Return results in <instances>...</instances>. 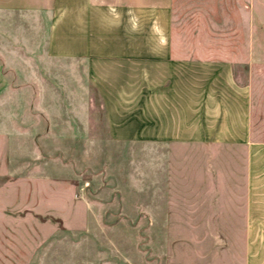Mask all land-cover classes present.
I'll return each mask as SVG.
<instances>
[{
  "label": "rangeland",
  "instance_id": "rangeland-1",
  "mask_svg": "<svg viewBox=\"0 0 264 264\" xmlns=\"http://www.w3.org/2000/svg\"><path fill=\"white\" fill-rule=\"evenodd\" d=\"M61 17L0 8V264H245V146L215 81L83 61ZM233 65L255 93L264 62Z\"/></svg>",
  "mask_w": 264,
  "mask_h": 264
},
{
  "label": "crops",
  "instance_id": "crops-1",
  "mask_svg": "<svg viewBox=\"0 0 264 264\" xmlns=\"http://www.w3.org/2000/svg\"><path fill=\"white\" fill-rule=\"evenodd\" d=\"M6 7L62 16L64 42L77 40L83 61H99L110 46L116 61L158 71L163 89L184 76L214 80L207 93L229 125L223 141L245 146V264H264V82L254 93L251 81L236 83L233 65L264 62V0H0ZM124 10L141 11L143 22L109 23L102 15ZM254 75L264 79L262 70ZM245 77L251 80L252 71ZM254 120L261 129L253 130Z\"/></svg>",
  "mask_w": 264,
  "mask_h": 264
}]
</instances>
